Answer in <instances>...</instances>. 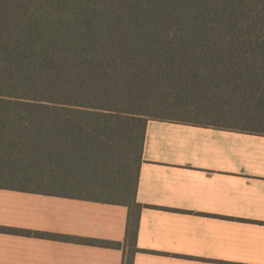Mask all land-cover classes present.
Returning <instances> with one entry per match:
<instances>
[{
	"label": "trees",
	"instance_id": "1",
	"mask_svg": "<svg viewBox=\"0 0 264 264\" xmlns=\"http://www.w3.org/2000/svg\"><path fill=\"white\" fill-rule=\"evenodd\" d=\"M149 121L264 136V0H0V189L129 209Z\"/></svg>",
	"mask_w": 264,
	"mask_h": 264
},
{
	"label": "crops",
	"instance_id": "2",
	"mask_svg": "<svg viewBox=\"0 0 264 264\" xmlns=\"http://www.w3.org/2000/svg\"><path fill=\"white\" fill-rule=\"evenodd\" d=\"M134 264H264V136L149 121ZM129 209L0 189V264H123Z\"/></svg>",
	"mask_w": 264,
	"mask_h": 264
}]
</instances>
